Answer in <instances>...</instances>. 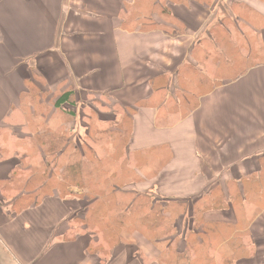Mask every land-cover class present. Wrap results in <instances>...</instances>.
<instances>
[{"label":"crops","instance_id":"crops-1","mask_svg":"<svg viewBox=\"0 0 264 264\" xmlns=\"http://www.w3.org/2000/svg\"><path fill=\"white\" fill-rule=\"evenodd\" d=\"M0 264H264V0H0Z\"/></svg>","mask_w":264,"mask_h":264},{"label":"rangeland","instance_id":"rangeland-1","mask_svg":"<svg viewBox=\"0 0 264 264\" xmlns=\"http://www.w3.org/2000/svg\"><path fill=\"white\" fill-rule=\"evenodd\" d=\"M57 128V127H56ZM35 146H36V148H38V146L39 145H37L36 143H35ZM35 148V149H36ZM90 159H91V156L89 155L88 156V159H87V162L88 163H92L91 161H90ZM87 165V164H86ZM89 168V167H88ZM36 175V174H35ZM54 177L53 178H51V180L49 181V183L50 184H52V186H50V187H46V186H41V184L44 182L43 180H45V176L43 175V173L41 172L40 174H38L37 175V177H35V179H32V181H30V182H32V183H30L29 184V186L26 188V187H23V188H18V189H27L29 192H32V193H34V195L32 196V198H29V201L27 202V201H23V202H21L20 203V205H18L17 207H20V206H25V205H30L31 203H33L34 204V202H36L37 200H40V199H42L43 197H45V196H49V195H52L53 193H58L59 195H61V196H63V197H67V196H69V195H71V194H69V189H71V188H68V186L67 187H62V185H59L58 184V180L56 179L57 178V172H55V173H53L52 174ZM108 175V174H107ZM107 175H105V176H102L103 177V179H105L104 181H107L108 180V176ZM34 178V177H33ZM41 179H43V180H41ZM90 182V181H89ZM88 182V183H89ZM93 188V187H92ZM119 188H122V187H119ZM119 188H113V189H119ZM93 189H95V190H97V189H103L104 191H103V193L104 194H107V192H109V194H111L112 196H113V193L111 192V190H109L106 186L104 187V188H93ZM106 189H108V190H106ZM123 189V188H122ZM19 190V191H20ZM72 190H74L73 188L71 189V191ZM92 192L91 193H89V195L90 196H92L91 194H93V192H94V190H91ZM96 192V191H95ZM30 199H32V200H30ZM147 202V201H146ZM117 203L118 202H114V203H111V204H109V208L110 209H112V208H114L115 206H117ZM142 205V204H141ZM138 206H140V204H138ZM97 207V206H96ZM94 209H96L95 207H92V206H88V213L90 214ZM148 218V221H149V223L150 222H152L153 223V220H154V217H151V215L149 216H147Z\"/></svg>","mask_w":264,"mask_h":264},{"label":"trees","instance_id":"trees-1","mask_svg":"<svg viewBox=\"0 0 264 264\" xmlns=\"http://www.w3.org/2000/svg\"><path fill=\"white\" fill-rule=\"evenodd\" d=\"M69 94V93H68ZM68 131V130H67ZM69 132V131H68ZM69 141V138H68V133H58V132H51V134L48 133V136L47 134H45V137H41L40 139H38V143L40 144V146H42L43 148L45 147L46 149V154H49V157L50 159L54 160L57 156V152L60 151V149L66 145V143ZM80 151H78L79 153ZM82 155L79 154H76L74 153L73 155H70L68 156V159H69V162H70V167H67L68 168V174H67V177L70 175V177H72L74 180L75 179H79V175L81 174L80 171H81V168H84V165L85 164L83 162V159L81 158ZM98 160H94L92 162L91 165H93L92 169H94L95 167H97L96 163H97ZM88 167L90 166L89 164H87ZM91 170H87V174L88 173H91L90 172ZM66 177V178H67ZM88 177H90L88 175ZM87 177V178H88Z\"/></svg>","mask_w":264,"mask_h":264}]
</instances>
